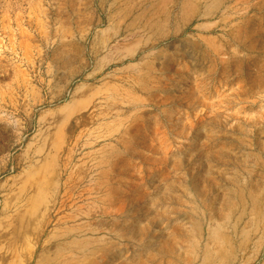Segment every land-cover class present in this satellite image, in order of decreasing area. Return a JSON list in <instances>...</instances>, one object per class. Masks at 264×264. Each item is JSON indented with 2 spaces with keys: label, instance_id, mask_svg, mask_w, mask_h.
<instances>
[{
  "label": "rangeland",
  "instance_id": "obj_1",
  "mask_svg": "<svg viewBox=\"0 0 264 264\" xmlns=\"http://www.w3.org/2000/svg\"><path fill=\"white\" fill-rule=\"evenodd\" d=\"M30 167L28 264L263 262L264 0H0V213Z\"/></svg>",
  "mask_w": 264,
  "mask_h": 264
},
{
  "label": "bare ground",
  "instance_id": "obj_2",
  "mask_svg": "<svg viewBox=\"0 0 264 264\" xmlns=\"http://www.w3.org/2000/svg\"><path fill=\"white\" fill-rule=\"evenodd\" d=\"M191 6L188 1L183 8L190 9ZM133 103L139 101L129 102V104ZM122 107L116 108L115 111L118 112ZM40 175L38 167H30L26 170L19 187L12 195L5 198L0 213V264H28L36 255L40 242L45 246L53 238L54 233L50 231L48 236L41 240L49 222L37 221L38 217L46 213ZM258 247L248 264L258 257L262 242ZM34 264H41V259L37 257ZM260 264H264V261Z\"/></svg>",
  "mask_w": 264,
  "mask_h": 264
}]
</instances>
